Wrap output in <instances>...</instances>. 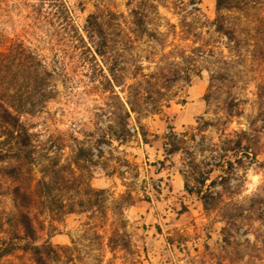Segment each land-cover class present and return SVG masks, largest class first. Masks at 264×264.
I'll return each instance as SVG.
<instances>
[{"label":"rangeland","instance_id":"rangeland-1","mask_svg":"<svg viewBox=\"0 0 264 264\" xmlns=\"http://www.w3.org/2000/svg\"><path fill=\"white\" fill-rule=\"evenodd\" d=\"M64 1L81 35L90 14H106L107 62L118 72L104 78L93 70L68 29L60 30L63 40L51 37L54 30L35 18L36 0H0V49L25 41L55 70L56 91L40 111L22 116L34 162L0 163V247L21 242L15 237L24 235L25 213L59 251L48 264H264V0L220 13L217 0ZM219 14L235 28V43L216 31ZM130 103L137 112L125 134L114 114L125 116ZM174 145L179 150L170 153ZM80 146L91 149L95 163L81 162L74 174ZM222 159L233 164L226 180ZM51 164L58 166L47 180L58 178L45 202L32 190L41 166ZM5 167L18 171L8 176ZM174 172L194 191L204 178L206 186L215 181L214 208L206 211L202 196L179 194ZM86 184L106 191L105 208L62 212L56 188L67 200L85 194ZM252 202L253 216L228 233L224 205ZM0 264L36 263L32 253L16 251Z\"/></svg>","mask_w":264,"mask_h":264},{"label":"trees","instance_id":"trees-1","mask_svg":"<svg viewBox=\"0 0 264 264\" xmlns=\"http://www.w3.org/2000/svg\"><path fill=\"white\" fill-rule=\"evenodd\" d=\"M37 4L33 6L36 20L42 21L43 24H47L54 30L52 36L60 37L63 40L60 30L70 31L72 33L70 40L71 44H76L74 47L82 48L80 53L85 55L88 60L93 62L92 69H99L103 72L102 77L111 78L115 77L118 69L113 66L112 63L107 62L110 46V36L108 33V18L103 11L92 13L87 17L86 25L84 26L85 34L81 35L80 31L73 25V17L71 10L64 0H36ZM264 5V1L262 2ZM248 5L247 0H217L216 6L219 13L224 10L240 9L243 10ZM216 31L219 34L228 37L230 42L236 40V30L227 22H225V16L219 14L216 20ZM262 29L258 28L259 39L264 40V20ZM72 29V30H71ZM261 30V31H259ZM51 39V38H50ZM68 41V39L66 40ZM198 50L193 54V60L199 56ZM101 58L105 65H108L107 76L104 75L105 65H99L97 58ZM109 74V75H108ZM55 75V70L50 69L43 61L41 55L33 50L25 41L15 39L9 41L8 45L0 49V163H5L11 160H24L27 163H33V151L29 147L31 133L22 121L24 114H34L44 107V104L49 99L53 98L55 88L52 85V79ZM131 105V103H130ZM137 112L134 105H131L130 111L125 116L115 115L114 119L118 123L124 132H129L131 113ZM149 112V111H147ZM141 114V112H138ZM111 113L107 118L111 117ZM123 132V131H122ZM119 139L118 132L114 133ZM177 137V135L175 136ZM121 140V139H120ZM178 147L174 145V149L170 151L176 152ZM250 147H244L242 149L243 154L247 156L252 154ZM58 153L60 150L57 151ZM81 162H85L87 165H94L95 160L92 156L91 149H87L84 146H80L75 150V154L72 160V166L75 170V174L79 171ZM220 165L225 175L222 180L227 179L229 171L233 168V164L228 161L221 160ZM58 166V164L42 165L45 168L43 171V177L37 182L35 188L32 190V195L36 199L49 201V196L52 195L55 188L52 187L51 180H57V174L52 176L48 175L50 180H47V172L49 168ZM218 166V165H213ZM73 168V167H72ZM230 168V169H229ZM8 176H14L18 171L17 167H5L4 168ZM213 172L210 170L209 175ZM208 178H204L201 182V186L194 191L188 185L185 187V191L189 195L197 194L202 196L203 206L206 211H210L214 208L216 200L219 198V192L216 191L212 184L206 186ZM84 189L85 194L79 197H70L64 200L63 197L66 193L65 189H58L57 203L60 210L66 214L73 213H85L94 212L97 209H104L105 202L104 195L106 191L103 189H94L90 184H86ZM65 190V191H64ZM15 194L19 193L17 189ZM65 192V193H64ZM64 193V194H63ZM63 194V195H62ZM53 197V196H52ZM260 204V202H257ZM255 202L251 203L250 207L235 205H224V219L226 220V230L228 233H232L233 227H237V220H245L253 216L255 208ZM50 212V211H49ZM19 224L23 228L24 235L17 234V241L12 240L5 242L0 247V259L15 253L16 251L30 252L34 256L36 264H48L49 260L58 261L59 251L48 240H42V236H39V230L35 226L34 221L29 215L20 213ZM224 242L228 243V239ZM250 243V242H248ZM110 247L115 249V241L113 237L110 238ZM253 247V244H251Z\"/></svg>","mask_w":264,"mask_h":264},{"label":"crops","instance_id":"crops-1","mask_svg":"<svg viewBox=\"0 0 264 264\" xmlns=\"http://www.w3.org/2000/svg\"><path fill=\"white\" fill-rule=\"evenodd\" d=\"M180 117H181V115L178 116V121L181 119ZM172 182L175 183L178 186L177 191L179 192V194H180L181 191L185 190L184 180H183L182 175L179 174V172H174L173 173ZM174 190H175V188H174Z\"/></svg>","mask_w":264,"mask_h":264},{"label":"built area","instance_id":"built-area-1","mask_svg":"<svg viewBox=\"0 0 264 264\" xmlns=\"http://www.w3.org/2000/svg\"><path fill=\"white\" fill-rule=\"evenodd\" d=\"M168 134H171L170 132H168Z\"/></svg>","mask_w":264,"mask_h":264}]
</instances>
